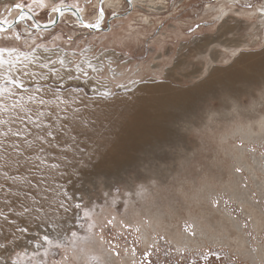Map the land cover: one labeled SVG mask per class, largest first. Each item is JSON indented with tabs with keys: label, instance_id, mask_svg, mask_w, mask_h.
Listing matches in <instances>:
<instances>
[{
	"label": "rangeland",
	"instance_id": "rangeland-1",
	"mask_svg": "<svg viewBox=\"0 0 264 264\" xmlns=\"http://www.w3.org/2000/svg\"><path fill=\"white\" fill-rule=\"evenodd\" d=\"M96 2L0 0V20L25 6L50 23L68 3L93 23ZM115 2L103 31L71 13L48 31L28 17L0 30V173L26 160L55 167L59 148H71L65 133L126 110L156 114L169 139L120 177L80 176L86 189H69L72 226L28 229L32 245L0 252L1 263L264 264V138H251L264 119V81L245 88L235 78L264 57V0ZM231 82L243 92L230 97ZM161 83L190 100L158 101Z\"/></svg>",
	"mask_w": 264,
	"mask_h": 264
},
{
	"label": "bare ground",
	"instance_id": "bare-ground-1",
	"mask_svg": "<svg viewBox=\"0 0 264 264\" xmlns=\"http://www.w3.org/2000/svg\"><path fill=\"white\" fill-rule=\"evenodd\" d=\"M139 1L140 0H130L131 5L129 6L133 9L135 3H139ZM117 4L115 0H97L96 7L98 16H96L97 20L92 23L85 20V9L80 10L72 7L68 3H61L53 10V20L57 15V8L72 7L80 14L82 20L79 21V18L74 13L65 10L60 14L61 18L65 14L71 13L76 22L85 29L87 28L83 23L87 25L100 23V26L103 27V22L106 19L105 5L106 8H116ZM101 6L104 11V17L100 15L98 10ZM16 8L15 15L10 21L0 20V30H4V25H9L21 15V8L33 14L28 7L16 6ZM256 12L260 13V17L264 22V3L256 9ZM115 15H113L112 19L107 20L108 24L110 22L111 25L112 20L121 16L120 14ZM27 17L31 20L29 15L22 14L21 21L26 22L28 19ZM34 17L38 23L31 20L33 22L32 28L45 31L50 30L41 29L40 27L47 26L53 20L50 23H43L35 15ZM235 78H237V81L244 82L245 88L263 83L264 57L254 65V67L247 68L246 71L240 72V75ZM159 85L160 86L153 87L154 89L159 88L163 91V93L160 91L162 94L157 97L158 101H168L169 103L170 100L174 101L176 98L179 99V97L185 101L190 100V98L185 96L188 92L185 94L175 93V90H172L171 94H174L172 96L171 94H164L172 87L166 83H161ZM140 89L144 94L148 92L147 89L141 86ZM227 91L228 93L225 90V92L232 97L238 90L235 84L231 82L227 86ZM240 92H243V90ZM155 94L152 93L151 96H155ZM159 106L161 107L162 105ZM148 115L144 113L137 114L126 110L119 113L118 117L112 119L113 121L110 120L112 121H109L110 123L105 122L87 130L82 129L65 133L61 139L71 148H65V146L64 148H59L58 154L60 158L56 159L60 160H58V162L56 161L57 163L55 162L57 164L55 167H49V165L45 163L47 166L44 168L40 166L41 171H37V168L35 169L30 166L27 160L9 168L5 165L7 168L0 173V252H4L7 248L13 246H31L33 235L30 236L27 233L28 229L37 230L46 236L49 235V233L61 235L65 232V229L72 226L74 222L75 206L71 201L69 189L71 187L86 189L83 186L85 184L81 185L80 181L78 182L80 176H90L101 173L107 176H113L114 178L117 176L120 177L121 173L127 172L130 167L137 165L138 161H142V155H146V153L150 152L152 149L165 143L167 139H169V131L158 121L159 118L155 120L157 118L156 114L152 116L148 113ZM100 118H102V116ZM258 124L260 132L255 131V138L253 136L251 137L254 141L264 138V119L259 121ZM46 132L48 131L40 128L37 134L42 135ZM23 154L25 155V152H23ZM35 173H38V175H35ZM19 208H21V210H18ZM65 222H67V224H64ZM1 260L0 256V264H2Z\"/></svg>",
	"mask_w": 264,
	"mask_h": 264
},
{
	"label": "water",
	"instance_id": "water-1",
	"mask_svg": "<svg viewBox=\"0 0 264 264\" xmlns=\"http://www.w3.org/2000/svg\"><path fill=\"white\" fill-rule=\"evenodd\" d=\"M102 1H104V0H102ZM127 1V3H128V5H131V2H130V0H126ZM130 7V6H129ZM132 9V7H130V10ZM71 11L72 13H74L78 18H79V21H81L82 19H81V16H80V14L74 9V8H72V7H62V8H57V15L55 16V18H54V20L50 23V24H48L47 26H45V27H40L41 29H53L55 26H57L59 23H60V20H61V13L63 12V11ZM99 10V13H100V15L102 16L103 15V17L105 16L104 15V11H103V9H102V6L98 9ZM22 14H27V15H29V17L31 18V20L33 21V22H37L38 23V21L36 20V18L34 17V15L33 14H31V13H29L28 11H26V9H23V8H21V15H19L14 21H12L9 25H4V30H10V29H13L16 25H18L19 23H22V21H21V16H22ZM115 16H117V15H115ZM122 16V15H121ZM112 17L113 16H111V19H112ZM84 25H85V27L88 29V30H90V31H103L104 30V28L102 27V26H100V23H96V24H94V25H87L86 23H83ZM108 25H110V24H108ZM32 29H34V28H32ZM36 29V28H35ZM108 29H109V26H108ZM4 30H1V31H4Z\"/></svg>",
	"mask_w": 264,
	"mask_h": 264
}]
</instances>
